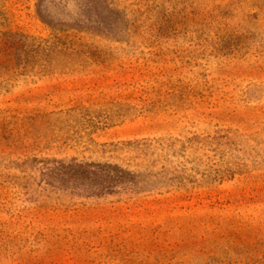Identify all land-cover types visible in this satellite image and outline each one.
Returning a JSON list of instances; mask_svg holds the SVG:
<instances>
[{
  "label": "rangeland",
  "instance_id": "374dc122",
  "mask_svg": "<svg viewBox=\"0 0 264 264\" xmlns=\"http://www.w3.org/2000/svg\"><path fill=\"white\" fill-rule=\"evenodd\" d=\"M0 264H264V0H0Z\"/></svg>",
  "mask_w": 264,
  "mask_h": 264
}]
</instances>
